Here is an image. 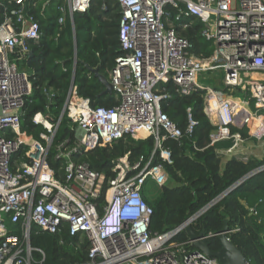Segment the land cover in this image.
Returning <instances> with one entry per match:
<instances>
[{"label":"built area","instance_id":"2783aa9c","mask_svg":"<svg viewBox=\"0 0 264 264\" xmlns=\"http://www.w3.org/2000/svg\"><path fill=\"white\" fill-rule=\"evenodd\" d=\"M13 1L19 8L11 10L0 24V264H44L43 252L30 246L33 226L36 234L66 231L85 242L82 264H220L216 258L195 254L188 238L174 241L202 214L163 234L149 231L152 209L143 191L149 182L157 188L167 182L163 167L152 165V158L157 150L160 159L169 161L160 145L165 138L162 133L173 140L181 137L161 112L160 102L167 96L159 86L172 82L182 95L195 88L205 92L203 111L216 127L209 146L232 142L228 149L217 150L218 154L243 163L251 157L264 159V0H116L121 9V54L115 58L108 81L117 105L94 108L78 96L74 86L69 87L60 118L66 116L75 127L76 144L68 151L64 144L55 149L57 158L66 159L60 178L47 162L58 123L53 126L40 113L33 116V124L47 132L40 136L44 144L20 131V115L31 84L29 74L18 71L12 56L21 59L26 55V42L39 38V26L26 14L23 0ZM90 1L64 0L58 8V22L62 25L68 19L73 41V16L85 12ZM167 6L178 9V18L194 17L203 24V38L215 46L212 55L194 57L187 41L164 27ZM75 64L74 59L73 70ZM205 72L222 73L223 88L228 92L240 89L245 99L222 98L224 92L204 87L198 76ZM186 113L190 134L196 123L190 109ZM232 128H246L247 138L232 133ZM9 133L13 136L8 137ZM126 136L133 140L152 137L155 148L145 162L142 157L134 164L127 156L117 159L113 177L107 180L70 159L78 149L110 146ZM21 146L27 148L28 162L14 163L11 168ZM254 147L260 149V156L248 151ZM262 170L264 165L252 172ZM249 211L255 214L253 208ZM237 231L228 228L226 238L230 240ZM213 237L217 234L207 233L202 239Z\"/></svg>","mask_w":264,"mask_h":264},{"label":"trees","instance_id":"16d2710c","mask_svg":"<svg viewBox=\"0 0 264 264\" xmlns=\"http://www.w3.org/2000/svg\"><path fill=\"white\" fill-rule=\"evenodd\" d=\"M63 3L64 0H23L26 14L39 26V38L26 42L27 53L23 58L12 56L18 71L29 74L31 84V94L25 98L20 115V131L44 144L40 136L47 132L42 126L33 124V116L40 113L53 126L58 123L47 154L48 165L56 178L61 177L66 162V159L56 157V147L64 144V151H68L76 144L75 127L71 126L66 116L60 118L71 78L79 97L89 100L94 108L111 109L117 105L115 95L100 96L103 86L82 64L97 69L108 79L115 58L121 54L118 43L121 9L116 0H91L85 12L75 14L74 41L68 19L62 25L58 22L61 17L58 8ZM16 8L19 6L13 0H0V24ZM165 13L164 27L173 29L177 36L187 41L191 55L197 58L212 55L215 46L203 38L204 26L199 20L183 15L178 18V9L171 6L165 8ZM74 59L76 64L73 70ZM222 77L221 73L219 84L211 85L213 90L245 99V93L240 89L232 92L225 90L220 83ZM159 91L167 96L160 102L161 112L181 132L178 140L162 133L165 138L161 139L160 145L168 153V162L160 159L157 150L152 158L151 164L161 165L167 175L166 184L159 188L158 198L151 200L144 191L142 194L152 209L149 231L163 234L181 225L247 174L263 166L264 159L251 157L243 163L232 157L223 161L217 149H228L232 142L209 146V136L216 127L203 111L205 92L195 88L188 95H182L172 82L160 84ZM187 109H190L191 118L196 123L190 134L186 132ZM231 132H238L244 139L248 136L246 128H232ZM12 136L9 133L8 137ZM154 148L155 140L152 137L133 140L126 136L110 146L78 149L70 154V159L76 164H86L107 180L113 177L112 168L117 159L127 156V161L134 164L142 157L145 162ZM26 150V146L19 148L11 160V168H14V163L28 162ZM250 208L254 209L255 214L249 211ZM225 219L229 221V228L238 229L229 239L243 253L247 262L264 264V170L246 179L209 207L191 228L195 233L204 230L205 234H217L223 228ZM186 240L185 234L174 239L176 242ZM207 242L213 251L220 247L216 237ZM30 246L43 252L44 264H82L86 259L85 242L80 243L66 231L60 235L36 234V227L33 226ZM33 256L39 259L36 253Z\"/></svg>","mask_w":264,"mask_h":264},{"label":"water","instance_id":"95a60500","mask_svg":"<svg viewBox=\"0 0 264 264\" xmlns=\"http://www.w3.org/2000/svg\"><path fill=\"white\" fill-rule=\"evenodd\" d=\"M82 65L87 70V72L90 75H92L94 78H97V80L103 86V90L100 93V96H112L113 89L108 79L103 77L101 74H99L97 69L89 68L85 64H82ZM70 86L71 87L73 86L72 78H71ZM252 175H254V172H250L249 174H247L245 177L239 180L236 184H234L231 188H229L227 191H225L223 194H221L215 200H213L209 205H207L205 208H203L202 210L194 214L193 217L203 214L209 207L217 203L220 199H222L225 195L230 193L232 190L236 189L238 186H240L246 179L250 178ZM228 222H229L228 219H225L223 222V228L217 233L216 238L220 244V247L216 251L211 250L208 245V242L202 239V237L205 234L204 230H202L199 233H195L193 229L191 228V226L187 225L185 227L184 232L187 238L189 239V241L191 242L190 245L193 248L194 253L200 254L208 258H216L220 264H245L247 262V259L245 258L243 253L225 236V233L227 232L229 228Z\"/></svg>","mask_w":264,"mask_h":264},{"label":"rangeland","instance_id":"374dc122","mask_svg":"<svg viewBox=\"0 0 264 264\" xmlns=\"http://www.w3.org/2000/svg\"><path fill=\"white\" fill-rule=\"evenodd\" d=\"M219 78H220V72H205V73H201L198 76V81L200 84H202L204 87H211L212 84H219ZM222 79H220V83H221ZM229 96L224 94L222 95V98H228ZM249 144L251 145L252 142L250 141ZM217 150H224V148L219 147ZM255 150L254 154H257L258 156H260L262 153L260 151V149H258L257 147H254ZM229 158L228 156L223 157V161ZM145 195L148 196L149 199L153 200L158 198L160 190L159 188H157L152 182H149L145 188Z\"/></svg>","mask_w":264,"mask_h":264},{"label":"crops","instance_id":"0c3cea01","mask_svg":"<svg viewBox=\"0 0 264 264\" xmlns=\"http://www.w3.org/2000/svg\"><path fill=\"white\" fill-rule=\"evenodd\" d=\"M212 85H213V84H212ZM214 120H215V118H214ZM248 151H249V152H251V151H252V149H249ZM253 152H255V150H253ZM223 157H225V156H223Z\"/></svg>","mask_w":264,"mask_h":264},{"label":"bare ground","instance_id":"6f19581e","mask_svg":"<svg viewBox=\"0 0 264 264\" xmlns=\"http://www.w3.org/2000/svg\"><path fill=\"white\" fill-rule=\"evenodd\" d=\"M212 121H213V122H215V120H214V117L212 118ZM141 136H144V133H142V135H141Z\"/></svg>","mask_w":264,"mask_h":264}]
</instances>
